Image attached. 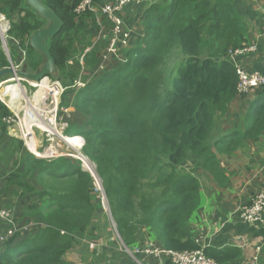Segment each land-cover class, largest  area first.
<instances>
[{"label":"trees","instance_id":"obj_1","mask_svg":"<svg viewBox=\"0 0 264 264\" xmlns=\"http://www.w3.org/2000/svg\"><path fill=\"white\" fill-rule=\"evenodd\" d=\"M78 2L42 0L63 21L46 40L55 75L65 87L60 105L73 107L85 121L65 131L83 138L81 154L94 164L109 215L127 247L143 239L168 250L199 249L189 225L199 205V184L185 171L186 162L198 159L218 182L224 176L217 155L232 154L264 130V89L251 100L241 124L222 129L230 104L241 97L228 54L246 44L245 17L233 0H149L141 36L130 37L135 44L120 48L107 66L92 41L94 15L75 18ZM0 14L9 20L10 46L15 41L19 49L32 51L29 38L47 21L26 0H0ZM103 22L111 28V22ZM8 65L0 48V69ZM80 75L83 87H77ZM10 116L0 100L4 131L3 119ZM19 148L26 170L12 173L13 185L34 194L37 203L23 214L29 211L41 226L19 241L18 232L9 237L0 247V264H61L100 210L94 179L78 159H42L21 142ZM27 173L34 174L35 184L21 178ZM202 249L221 263L239 256L235 247Z\"/></svg>","mask_w":264,"mask_h":264},{"label":"rangeland","instance_id":"obj_2","mask_svg":"<svg viewBox=\"0 0 264 264\" xmlns=\"http://www.w3.org/2000/svg\"><path fill=\"white\" fill-rule=\"evenodd\" d=\"M235 2H241L243 4L242 0H235ZM246 2L251 6L254 5L255 9L259 6H264V0H246ZM249 20L250 19L245 18L246 23H248ZM0 27L3 29L4 24L2 26L0 23ZM94 30L95 32L92 34V41L96 46L99 48L101 47L99 52L102 55L104 54L103 59L105 65L108 64L107 66H109L110 63L112 64V62H115L116 53L120 48L131 46L133 43L135 44V41H128L129 43L127 42L126 44H123L125 46L117 45L115 43L113 46L114 50H109L110 43L108 44V40H111L112 37L110 26L101 20L100 24L97 25ZM8 39L10 38H7L4 42L0 39V48L4 51L9 62L13 61L14 63H18L21 58L25 59V64L27 65L26 68L30 72H34L43 65L42 58L34 50L30 52L26 50L23 51L17 47L18 43L15 41H11L10 46ZM7 50L9 52L11 51L10 57H8V54L5 52ZM94 74L95 72L93 71L90 75L92 76ZM52 76L53 77L46 78L49 85L58 81L63 86L56 75ZM12 78L13 76H6L0 82V100L7 106L13 115L10 116V119L13 120L11 125L5 123V131L0 129V207H6L11 211L10 222L0 220V236H6L9 226L11 225L16 230L14 233L18 232L19 236L17 237V240L19 241L35 234L37 229L41 226V223L29 215V211L25 212L28 217L23 214L26 207L32 206V202L37 203V199L34 198V194H24L25 190L22 189L21 186L13 185L15 184L13 183V180H15L16 177L13 176L12 173H22L26 170L25 165L21 162L23 155L19 148V142H21L23 147L28 151L23 141L19 138L20 133L18 129L21 128L24 132L32 130L35 139L34 144L38 150L37 154L43 156L37 158L50 159L63 156L76 159L74 156L78 155V151L81 152L79 145L83 143V138L79 133L77 134L75 132L73 134H69L65 130L70 126V124L82 125L85 121L81 114L74 111L73 107L66 108L60 105L62 95L60 92H58L57 95L58 107L56 111L54 109L56 99L54 102V99L49 94H42L43 96L41 102L35 103L33 101V95L37 93L38 89L35 86L36 84L34 85V82L28 83L26 81H20L18 83V87L24 91L25 98H28L27 101H25L20 95L18 101H15V103H9L11 92H6L3 88H6L8 85L17 84V81L12 80ZM83 78L84 75H80V81H77V87H83ZM258 92L259 89H255L250 94L242 95L241 97H236V99H234L229 106L227 117L222 119V129L227 131L232 127H236L241 124L242 116L246 112L251 100L255 98ZM71 98L72 96H70L69 99L66 98V101L70 102ZM63 108H66L63 110L64 112L62 111ZM32 114H35V117H32ZM217 120H220V118ZM38 122H42L43 124H36ZM2 124H0V128H2ZM71 136H73V138H79L77 140L79 142L70 143L65 140ZM219 156L225 163L228 158L231 160L230 156ZM85 159L88 160L91 168L85 166L84 161H81L83 169L94 173V171H92L94 170L93 162H91L88 158ZM185 171L191 172V174L197 178L199 184V194H201V192H205V189L212 183V179L213 182L220 185L226 180L220 177L217 182V179H215L210 172L202 168L200 161L196 158L186 162ZM223 176H225L224 173ZM21 178L27 183L35 184L34 174L27 173ZM97 179L101 190L99 189L96 181H93V189L95 191L94 193L97 194L95 196V203L99 204L100 210L96 212L94 220L88 226L85 234L86 237L80 239L81 244L74 247L64 257L61 264H90V261L94 262V259L98 260L100 262L99 264H135V262H133L130 258H127L128 256L120 250L118 244L119 242H117L110 220L111 217L108 210V201L106 196L102 194L103 188L101 186V181L98 177ZM10 186L12 191L8 190L10 189ZM5 190L6 193L2 195V192ZM7 191H9V193ZM214 195V192L211 190V192H209V196L213 197ZM196 211L197 209L194 213H196ZM104 235H107L106 238H104ZM7 236L9 238L12 235ZM8 238L4 240L7 241ZM141 242L148 243L147 240L144 241L143 239H140L138 244Z\"/></svg>","mask_w":264,"mask_h":264},{"label":"crops","instance_id":"obj_3","mask_svg":"<svg viewBox=\"0 0 264 264\" xmlns=\"http://www.w3.org/2000/svg\"><path fill=\"white\" fill-rule=\"evenodd\" d=\"M233 1L237 10L246 19H250L246 25V45L256 44V50L245 56V60L241 62L245 64L248 71L262 73L264 70V6H259L256 11L255 6L252 5V8L246 0H242L243 4ZM148 3L149 0H146L143 5H129L122 12L124 30L128 32L131 40L135 35L141 36ZM227 156H230L231 160L228 158L225 163L217 155V161L226 180H222L223 183L220 185L212 179V183L205 192L199 194L200 204L189 225L193 234H196L198 229L202 230V226L204 227L202 241L206 246L217 249L235 247L239 250L237 264H247L256 244L262 245L264 257V213L260 222L250 224L236 218L234 209L248 202L255 192L264 191V130L256 139L243 141L231 155ZM8 190L12 191L11 186ZM211 190L215 194L213 197L209 196ZM5 193L6 190L2 192V195ZM106 236L104 235V238Z\"/></svg>","mask_w":264,"mask_h":264},{"label":"built area","instance_id":"obj_4","mask_svg":"<svg viewBox=\"0 0 264 264\" xmlns=\"http://www.w3.org/2000/svg\"><path fill=\"white\" fill-rule=\"evenodd\" d=\"M145 1L146 0H108L103 3H98L96 2V0H79V2L73 7V13L75 14V18L77 19L81 15L90 12L94 15L97 25H99L100 21L101 20L103 21V19H106L107 21L111 22L112 37L111 40H109L110 43L109 50H114L113 46L115 43L126 44L130 38L128 32L124 30L123 20H122L123 10L129 5H140ZM2 22L4 24V28L1 29L0 27V31H1L0 39L4 42L7 39L9 20L0 14V23L3 26ZM255 50H256V44L254 43L248 45L245 44L241 48L229 52L228 54V59L234 64L235 72L238 78V84L236 88V94L238 96L250 94L255 89H259V90L264 89V70L262 73L255 71L250 72L245 68V64L241 62V60H245V56H247L251 52H254ZM5 52L8 54V57H10V52L8 50ZM9 63L14 68L20 69L25 64V59L21 58L18 61V63H14L13 61H10ZM16 81L18 84L20 81H24V80H16ZM38 83H34V85ZM50 86L53 90L51 91V93H49V95L54 99V102L56 99V103L54 105V109L56 111L58 107L57 104L58 92L62 94L65 90V87H63L58 81L53 82L52 85ZM10 96L11 98L9 99V103H15V101H18L19 98L18 93L11 92ZM42 96H43L42 94L33 95V101L35 103H40ZM65 109L66 108H63L62 111ZM32 117H35V114H32ZM10 118L11 117L4 118L3 121L8 125H11L13 120ZM18 131L20 133L19 138L20 140L23 141L28 151L31 152L35 157H43L37 154L38 150L34 144L35 139L32 130L24 132L20 128L18 129ZM70 138H73V136H71ZM29 144H31V147L34 152H32V150L30 149ZM82 144L79 145V148L82 147ZM80 157H85V156H83L81 152L78 151V155L74 156V158L81 160L83 162V158ZM89 173L93 177L94 181H96L100 189V184L97 179L98 176L96 177L95 173L94 174H92L91 172ZM263 213H264L263 190L255 192L250 197V200L248 202L238 205L237 208L234 209V216L236 218H238L244 223H250V224L260 222ZM10 217H11V211L6 207L5 208L0 207V220L10 222ZM110 220L113 226V231L115 233L117 242H119L118 244L120 250L125 255H127L128 258H130L133 262H135V264H237L236 259L229 262L221 263L213 260L212 258L207 257L203 253L202 247L206 246L204 244V241H202V238H204V233H205V229H203L204 228L203 226H202V230L198 229L197 233L193 234L194 241L198 245H200L199 249L174 251V250L164 249L162 246L155 244L154 242H148V243L142 242L140 245L138 244L133 247H127L121 240L115 228V224L113 220L112 219ZM15 231H16L15 228L10 225L6 236L4 237L0 236V245L3 242H5L4 239L8 238L7 235L11 236L14 234ZM247 264H264V257H263L261 244H256L254 246L253 254L251 256L250 261Z\"/></svg>","mask_w":264,"mask_h":264},{"label":"water","instance_id":"obj_5","mask_svg":"<svg viewBox=\"0 0 264 264\" xmlns=\"http://www.w3.org/2000/svg\"><path fill=\"white\" fill-rule=\"evenodd\" d=\"M26 4L35 10L40 18L47 21V25L44 28L38 29L31 34L28 42L29 46L42 58L43 65L34 72H30L27 70L26 64L20 69H16L9 63L8 66L0 69V82L6 76H13V80L38 83L58 72L55 60L46 45V40L59 32L63 21L53 10L45 6L42 0H26ZM94 173L96 174L95 170ZM102 194L105 195L103 191Z\"/></svg>","mask_w":264,"mask_h":264},{"label":"bare ground","instance_id":"obj_6","mask_svg":"<svg viewBox=\"0 0 264 264\" xmlns=\"http://www.w3.org/2000/svg\"><path fill=\"white\" fill-rule=\"evenodd\" d=\"M19 85L18 84H13V85H8V86H6V88H3V90L4 91H6V92H14V93H19V96L21 95L23 98H24V100L25 101H27V97L25 98V96H24V91L20 88V87H18ZM36 87H37V89H38V91H37V93H35V95H38V94H43V95H45V94H49V93H51V91L53 90L52 88H51V86L49 85V83L47 82V79L46 78H44L40 83H38V84H36ZM4 91H3V93H4ZM1 93V92H0ZM35 107V106H34ZM29 115H30V113H29ZM30 117V116H29ZM31 119V118H30ZM36 124H39V125H41V124H43L42 122H38V123H36ZM27 130V129H26ZM46 130V129H45ZM29 131V130H28ZM79 138H66L65 140H67L68 142H70V143H78L79 141H77ZM29 147H30V149L32 150V152H34L33 151V149H32V147H31V144H29ZM80 158H83V161H84V164H85V166H88V167H90V165H89V162H88V160L87 159H85V157H80ZM91 168V167H90ZM89 169V168H88ZM92 171H94V170H92ZM91 172V171H90Z\"/></svg>","mask_w":264,"mask_h":264}]
</instances>
